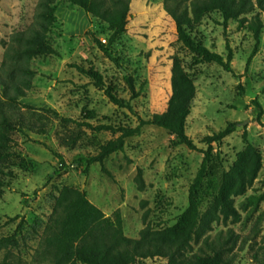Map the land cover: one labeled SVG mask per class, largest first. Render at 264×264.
<instances>
[{
  "label": "rangeland",
  "instance_id": "rangeland-1",
  "mask_svg": "<svg viewBox=\"0 0 264 264\" xmlns=\"http://www.w3.org/2000/svg\"><path fill=\"white\" fill-rule=\"evenodd\" d=\"M38 1L0 0V62L4 52L1 42H7L11 33L24 30L33 21ZM62 9L85 14L68 2L55 3V23L49 36L58 56L32 60L36 72L32 88L18 100L25 118L44 124L45 132L25 129L11 136L12 158L4 171L9 175H0V237L16 233L17 246L0 251V264H50L41 253L39 237L51 213L52 196L62 186L84 191L106 216L118 211L128 238H138L147 225L153 229L172 226L187 207L188 187L203 158L199 150L205 149L202 139L228 123L236 124L234 132L220 144H213L224 167L232 165L246 145L252 144L261 154V169L246 193L234 198L239 220L233 223L219 219L205 237L211 241L231 232L235 238L229 253L231 264H264V201L255 208H244L248 196L264 195V28L257 49L242 25L230 21L222 27L216 13L193 29L192 36L211 52L226 57V46L230 48L234 73H227L187 54L176 43L163 0H131L126 33L111 46L114 63L94 42L107 40L106 25L88 18L84 34L69 37L56 18ZM261 19L264 23V12ZM76 24H80L77 19L69 20L70 26ZM172 54L180 58L195 85L186 134L197 150L172 147L173 137L166 130L145 126L138 136L125 140L123 152L91 165L86 173L71 166L76 157L95 154L100 144L117 136L93 131L85 124L92 128H133L140 119L164 111L170 95ZM72 65L92 67L124 100H130L131 92L123 78L130 77L138 95L129 101L131 110L110 103ZM57 155L68 165L66 170L57 171ZM138 169L145 184L141 191L134 181ZM200 245L201 241L194 251ZM144 264H164V260H146Z\"/></svg>",
  "mask_w": 264,
  "mask_h": 264
},
{
  "label": "trees",
  "instance_id": "trees-1",
  "mask_svg": "<svg viewBox=\"0 0 264 264\" xmlns=\"http://www.w3.org/2000/svg\"><path fill=\"white\" fill-rule=\"evenodd\" d=\"M59 1L80 8L88 18L106 25L108 38L105 43L99 39H94V42L114 63L111 46L126 33L131 18V0H39L33 21L24 30L11 33L7 42H1L4 52L0 62V175L3 177L9 175L4 171L9 168L12 158V134L25 129L35 130L39 134L45 132L44 124L25 118L18 100L25 98L32 88L36 75L31 67L32 60L58 56L49 34L55 23L54 5ZM163 9L173 24L176 43L187 54L232 74L230 48L226 46V57L211 52L192 36L193 29L205 17L216 13L221 18L222 27H226L230 21L242 25L251 34L257 49L264 28L261 19L264 0H163ZM169 59L170 95L164 111L154 113L146 120L140 119L133 128L104 125L92 128L85 124L93 131H109L117 136L100 144L95 154L76 157L71 166L83 168L86 173L91 165L102 164L107 156L123 152L125 140L138 136L145 126L166 130L173 137L170 142L172 147L185 146L189 150H197L186 134V119L195 98V85L180 58L172 54ZM71 67L88 78L110 103L131 110L129 101L138 95L130 77L123 78L131 92L130 100H124L92 67ZM235 128V123H228L222 130L202 139L205 149L199 150L203 158L188 187L187 207L172 226L153 229L147 225L139 232L138 238H128L124 235L118 211L106 216L88 200L84 191L62 186L52 196L51 213L39 237L41 253L50 264H144V261L152 259L164 260V264H231L229 253L235 243L232 233L224 238L219 235L211 241L205 234L211 230L212 223L219 219L233 223L239 220L234 198L244 195L252 186L262 163L257 148L247 144L235 162L224 167L220 154L213 151V144H220ZM58 157L60 167L57 171L66 170L68 165ZM134 181L138 190L144 189L140 169ZM2 187L0 180V190ZM261 201H264V195H250L245 200L244 208H255ZM200 241L202 245L194 251V246ZM16 246V233L0 237V251H8Z\"/></svg>",
  "mask_w": 264,
  "mask_h": 264
},
{
  "label": "crops",
  "instance_id": "crops-1",
  "mask_svg": "<svg viewBox=\"0 0 264 264\" xmlns=\"http://www.w3.org/2000/svg\"><path fill=\"white\" fill-rule=\"evenodd\" d=\"M56 18H57V20L61 21L65 35H67L69 37L83 35L87 29V27L85 25V21L88 19V17L86 16V14H83L81 16L80 13H78V12L73 14L70 11H66L65 9H62V10L57 11ZM76 19L80 23L79 26L77 24L74 26H70L69 20L73 21ZM81 25H83V26L81 27Z\"/></svg>",
  "mask_w": 264,
  "mask_h": 264
},
{
  "label": "built area",
  "instance_id": "built-area-1",
  "mask_svg": "<svg viewBox=\"0 0 264 264\" xmlns=\"http://www.w3.org/2000/svg\"><path fill=\"white\" fill-rule=\"evenodd\" d=\"M101 42H102V43H105V40H104V39H101Z\"/></svg>",
  "mask_w": 264,
  "mask_h": 264
}]
</instances>
